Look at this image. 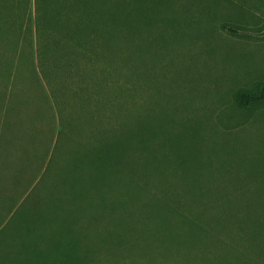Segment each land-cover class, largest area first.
Wrapping results in <instances>:
<instances>
[{"label": "rangeland", "instance_id": "1", "mask_svg": "<svg viewBox=\"0 0 264 264\" xmlns=\"http://www.w3.org/2000/svg\"><path fill=\"white\" fill-rule=\"evenodd\" d=\"M264 0H0V264H264Z\"/></svg>", "mask_w": 264, "mask_h": 264}, {"label": "trees", "instance_id": "2", "mask_svg": "<svg viewBox=\"0 0 264 264\" xmlns=\"http://www.w3.org/2000/svg\"><path fill=\"white\" fill-rule=\"evenodd\" d=\"M238 108L247 110L252 106L264 103V82L259 83L255 91L241 90L237 93Z\"/></svg>", "mask_w": 264, "mask_h": 264}]
</instances>
